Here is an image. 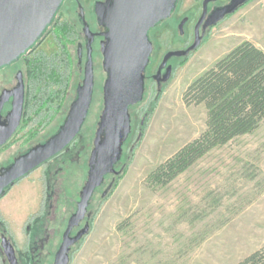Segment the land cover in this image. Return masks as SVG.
<instances>
[{
	"label": "rangeland",
	"instance_id": "374dc122",
	"mask_svg": "<svg viewBox=\"0 0 264 264\" xmlns=\"http://www.w3.org/2000/svg\"><path fill=\"white\" fill-rule=\"evenodd\" d=\"M201 4L202 0L179 1L174 18L156 30L157 37L171 40H155L154 58L177 47L179 18H195L188 26L193 27ZM52 37L39 49L56 55L60 47ZM245 40L264 51V0L248 1L209 28L197 49L173 60V75L161 88L147 82L143 102L130 109L133 132L119 173L108 176L94 196L90 230L73 246L70 264H238L264 245V119L255 131L212 149L167 185L147 182L160 163L206 129L207 108L204 103H186L188 86ZM69 48L75 56L76 45ZM102 62V55L96 57L99 87L82 136L0 198V218L10 228L22 264H54L74 211L72 199H79L87 180L104 104ZM75 72L60 113L33 141L47 139L66 117L82 79ZM17 148H12L14 153ZM54 171L57 215L48 213V185ZM41 214L43 225L35 234L32 230ZM0 264H8L2 252Z\"/></svg>",
	"mask_w": 264,
	"mask_h": 264
},
{
	"label": "water",
	"instance_id": "95a60500",
	"mask_svg": "<svg viewBox=\"0 0 264 264\" xmlns=\"http://www.w3.org/2000/svg\"><path fill=\"white\" fill-rule=\"evenodd\" d=\"M63 0H0V66L24 53L51 23ZM180 0H105L96 4L99 21L107 28L103 46L104 107L98 123L94 147L89 158L87 180L81 191L77 211L70 217L62 243L55 254L54 264H70L72 246L89 232L90 225L75 236L71 231L86 217L95 190L105 183L107 175H118L116 165L121 161L124 146L132 132L131 107L145 97V77L153 42L149 31L171 17ZM213 0H205L204 5ZM250 0H232L213 11L197 32L195 42L187 49L168 52L166 62L173 55L185 56L201 44L205 30L226 15L234 13ZM205 12L197 25L200 26ZM185 20L180 25L182 27ZM166 79V78H165ZM94 87V68L90 59L86 66L84 84L73 103L69 116L60 130L44 143L21 156L7 171L0 174V195L15 179L31 172L40 164L64 150L80 133L91 105ZM8 132L7 135H9ZM4 136V137H7ZM5 138L0 139V143ZM111 186V185H110ZM109 186V187H110ZM92 211L88 213L90 217ZM11 264H19L15 248L5 245Z\"/></svg>",
	"mask_w": 264,
	"mask_h": 264
},
{
	"label": "flooded vegetation",
	"instance_id": "af4514ba",
	"mask_svg": "<svg viewBox=\"0 0 264 264\" xmlns=\"http://www.w3.org/2000/svg\"><path fill=\"white\" fill-rule=\"evenodd\" d=\"M100 1L105 0H63L59 9L55 13L51 23L46 27V29L37 39V41L33 45H31L24 53H22L18 58L0 66V139L5 138L4 141L0 143V174L5 173L7 169L11 167L21 156L29 152L32 148L44 143L60 130L63 123L69 116L73 103L77 100L79 96V88L84 84L85 80L86 66L89 60L91 59L94 68L93 96L85 122L82 126L80 133L77 135L82 136L84 125L87 122L95 99L96 87H99L95 75L96 57L102 55V65L104 63V55L102 49L105 44V41L107 40L105 36L107 28L100 23L98 15L96 13V4ZM204 1L205 0H202L201 7L199 8L200 14L198 15V18L193 27L190 28L188 26L189 23L191 24L195 21V18L193 19L191 16L188 15L179 18L178 28L176 30L180 39H177L179 41L175 42V44H177V47L169 48L161 57L158 56V59L156 56L154 58V55L156 53L155 40L171 39L157 37L156 30L162 22L166 23V21L170 19L172 20L174 18V13L176 12L177 8L174 10L171 17L161 21L157 26H155L149 31V38L153 42V51L151 53L150 61L145 73L146 90L148 81H154L156 83V87L161 88L165 83H167L168 80L171 79L175 67V62L173 60L189 56L194 50L190 51L185 56L173 55L165 62L164 58L166 54L171 51L187 50L195 42L197 32L199 31V33H202L204 25L207 22L210 14L216 9L228 5L229 3H231L232 0H213L207 3L206 6L204 5ZM204 12L206 13L205 17L197 30V25L200 22ZM229 15H226V17ZM183 20H185V23H183L181 27L180 25L182 24ZM212 26L206 28L205 32ZM166 27L170 28L171 25L166 24ZM50 35H53L52 40H56L60 47L59 52L56 55H49L44 52V50L39 49L42 42L44 40H47ZM71 44L76 45L75 56L69 48V45ZM74 57H76V61ZM75 71H77L78 75L81 76L82 79L79 80V82L75 86L74 95L66 117L59 125L58 129L47 139L33 141L42 131H44V126L49 122L53 121L56 115L60 113L64 96H66V93L69 91L72 79L76 75ZM33 124H37L38 127H31V125ZM8 132H10L9 135H7ZM131 134L129 138L131 137ZM6 135L7 137H4ZM15 145H18L19 148H17V151L14 153L12 148L15 147ZM93 147L91 149V153ZM61 152L54 155L44 163L40 164L31 172L35 171L40 167H43L48 163L53 162L58 158V156H60ZM122 159L116 165L117 171H119L117 168L122 162ZM31 172L15 179L11 184H9L5 188L6 192L11 189L15 184L27 177ZM56 173L57 171L52 172L53 177L51 178L50 185H48V198L50 202L48 206V213H52L53 211L55 215H57V208L59 205L57 202L58 189L55 186ZM110 175L106 176L105 183L107 177ZM105 183L95 190V193L90 201L86 217L80 222L78 226L72 229L70 234L71 236H75L80 230H82L86 226L87 223L90 225L92 215L89 217L88 213L92 211L90 209L91 202L97 192L105 185ZM3 196L4 195H0V198H2ZM80 196L81 193L79 195V199H72V202L74 203V211L71 216L77 211ZM53 198L55 200V204H53L52 202ZM4 224L5 221L0 218V252L4 254L5 260L8 262V264H11L5 250V245H9V243H11L15 248V253L19 264H22V260L18 255L17 245L14 242L10 233V228L5 226ZM36 225H38L37 228L33 229L32 232L35 234H39L43 225V215L42 218L39 219V221H36Z\"/></svg>",
	"mask_w": 264,
	"mask_h": 264
},
{
	"label": "trees",
	"instance_id": "16d2710c",
	"mask_svg": "<svg viewBox=\"0 0 264 264\" xmlns=\"http://www.w3.org/2000/svg\"><path fill=\"white\" fill-rule=\"evenodd\" d=\"M184 99L205 104L206 129L149 174L153 186L167 185L212 149L259 127L264 119V51L251 41L241 42L195 79ZM238 264H264V245Z\"/></svg>",
	"mask_w": 264,
	"mask_h": 264
}]
</instances>
